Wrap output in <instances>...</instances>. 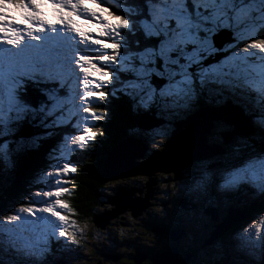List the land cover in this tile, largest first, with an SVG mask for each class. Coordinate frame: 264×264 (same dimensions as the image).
<instances>
[{"label":"snow or ice","instance_id":"1","mask_svg":"<svg viewBox=\"0 0 264 264\" xmlns=\"http://www.w3.org/2000/svg\"><path fill=\"white\" fill-rule=\"evenodd\" d=\"M91 3L0 0V187L15 179L25 156L60 136L33 181L41 187L0 211V264L86 259L73 255L86 246L87 226L67 199L80 170L72 156L107 139L113 98L126 97L136 116L159 121L127 130L156 147L176 122L231 102L240 114H213L197 125L194 139L207 154L178 184L164 176L163 194L173 195L171 184L174 207L185 197L219 202L241 193L264 201V0ZM234 240L209 264H264V213ZM125 259L135 264L134 256Z\"/></svg>","mask_w":264,"mask_h":264},{"label":"rangeland","instance_id":"2","mask_svg":"<svg viewBox=\"0 0 264 264\" xmlns=\"http://www.w3.org/2000/svg\"><path fill=\"white\" fill-rule=\"evenodd\" d=\"M88 4H89V7L94 6V5H92L91 1H88ZM48 17L51 18L50 10L48 11ZM80 22L83 23V21H80ZM213 110H215L216 113H218V111H219L218 109H215V108H213ZM204 113H203L202 117L205 116ZM205 119H207V116L204 117V120ZM199 123L200 122L196 118H194L193 122L189 126L184 125V130L180 131V132H182V133L189 132L190 133L192 131V129H195ZM179 136H181V134H177L175 137H179ZM146 139H147L146 142L148 144V145L147 144L146 145L150 146L152 148L151 152H155L156 154L158 152H160L159 150L162 149L163 141L165 139L161 140L160 138H157L156 144L159 145V147H156L155 145L151 144L149 142L150 138H146ZM57 142L58 141H56L55 143L57 144ZM43 149H44V147H43ZM45 149L48 150L49 147L46 146ZM147 149H148V147H147ZM153 149H155V150L152 151ZM30 158L33 160H36V161L40 160V158L37 157V155H35L34 153H30L27 156H25L22 159V161L26 160L28 166H22V164H21V169H22L21 175H23V176L19 179H16L17 178V174H16L15 179H14L15 181H20V179L21 180L24 179L25 174L30 169L29 167H31ZM158 162L164 163L163 161H158ZM42 163H44V169H45L47 167L46 164L48 163L47 158H42ZM193 163L189 162V163H186L185 166L183 165L182 167H180L177 175L178 176L183 175V170L185 171V169H187ZM157 170H161V169H157ZM157 170H155L156 172L153 171V173L155 172L154 174L147 175V179H145V180L136 178L137 176H131L128 178L121 179L124 182L120 183L117 180V178L120 177L119 176V177H115L113 179V181H110L108 183V187L110 189V191L108 193L109 195H113L115 188H117L118 186H120L122 184L129 186L131 189H142L143 190L142 194H145L146 182H150L151 179L154 178L156 181V184H155L156 194H154L155 198L152 199L153 200L152 206L144 212L143 216L141 215L142 213L140 214V220H144V222L143 221L139 222V220L134 221L135 218H133L134 216L129 211H128V213H127V211L122 213L121 217L125 216L121 220L122 223H124L123 225L119 224V222H120L119 218H116L118 223H113L112 225L108 226L106 229H101V228L97 227L95 223H94V225H90L88 222L86 224V226L88 225V227L85 229V234H84V240H85L86 246L82 250L73 254L74 256H84V257H86V259H75L73 261V264H131L129 259L124 258V257H130L129 252H125L122 257H119V258L116 257V254H119L120 250H122V248H125L124 247L125 244L123 243V241L124 240L130 241V242L134 241L135 243H140L143 245L146 244L148 246H150V245L154 246L153 241H159V243H161L162 240H160V239L157 240L155 233L152 231V229L148 228V225L151 224V222H153L154 217L158 215V218H165L166 222H168L172 226H175L176 228H178L180 226H176L174 224V222L170 221L173 219L172 213H174V212L178 213L179 216H183L185 219L187 218L188 220L191 221V224H192V226H187L185 229H180L181 231H184V232L186 231V234L182 238H180L179 240H176L173 238L168 239L169 240L168 245H170V248L171 247L180 248L179 255L181 252L183 257L186 258L187 253H189L191 255L189 257L190 259H193V257H195L193 259V262L195 264L198 261H200L201 263H203L205 261V264H209L208 258L213 256L218 251V248L221 244L224 245V247L227 249L231 248V246L236 241L234 240V235H232L230 238H229V236H226L225 230L228 228H225V230H224L225 232L223 233V235L221 237L215 239L214 241H212L210 243L207 242V240L211 237V233L214 231L217 224H219L223 219V218H214L215 213L218 214V211H221L223 217L227 216L228 212H229V210H227V207L230 206L231 203L228 205H225V207H218L215 204L212 207L211 205H207L204 203L199 205L201 202H197L196 204L194 203L195 205L191 204L190 205L191 208L189 210L181 209V207L178 206L177 203L174 207L173 204L170 203V201L175 199L176 193L171 188V184H169V187L167 190L172 191L173 195L171 197L164 196L163 193H164L165 189H164L163 183H162V179H163L164 175L165 174H169V175L171 174L172 175V171L167 172V171H157ZM41 172H42V169H40L38 172L34 173L33 176H31V174L29 173L26 175V179L29 178V176H31L30 177L31 179H35V177L38 176ZM116 175H118V174H116ZM144 176L145 175H142L140 177H144ZM178 176H176V175L171 176V177L169 176V178L171 179V181H173L172 183L178 184L179 183ZM39 187H41V185L35 186L33 189H31V192H33L34 190H37ZM31 192L27 191V194L25 193V195H22L21 198L25 199ZM134 195L140 196L138 191ZM108 196H107V198H108ZM237 198H238V195H237ZM251 199L252 198L250 196L245 195L242 202L245 203L246 201L248 202ZM106 201H107V199H106ZM182 202L185 204L184 206H186V203L184 201H182ZM243 205L244 204H242L241 206H236L234 204V207L231 208V210L240 209L242 215H244V216L246 214H250L251 210L248 207L243 206ZM106 207H108V206L106 205ZM10 208H11V206H9L7 208L5 207L4 209H10ZM161 209H163L164 211L162 212ZM165 212L167 213L166 216H165ZM94 218L96 220V216ZM87 221H89V220H87ZM236 225H240V224H236ZM81 226H83V225H81ZM232 227H233V225L231 226V228ZM231 228H229V230ZM156 229H160V227H156ZM162 230H166V229H162ZM169 231H171V230H169ZM88 232H89V235L91 234L90 236L88 235ZM121 232L124 233L123 236H121ZM109 233H112L111 237H109V235H108ZM161 236L163 238H165V235H161ZM191 238L193 241L201 240L202 241L201 247L195 245L194 242L191 240ZM221 238H223V239L221 240ZM181 239L186 244H194L195 245L194 251H196V249L198 248L199 253L196 254V256H195L188 249L189 245H187V247L181 246V242H180ZM136 240H140V241H136ZM117 241H118V244H116ZM109 245H111V247ZM132 245H130V247ZM89 249L91 250L90 252H89ZM93 249H95V250H93ZM127 249H128V251L133 250L132 248H127ZM140 251L141 252H139L138 255H146V253H147V256H148L147 251H144L143 249H140ZM102 253H105L107 255L106 259L103 258ZM55 259L57 260V263L60 261L62 264H67L66 256L64 259H62V258L58 259V257H55ZM121 259H124V260L121 261ZM146 260H147V258H146ZM146 260H144L143 264L145 262H147ZM52 264H55L54 260H52ZM146 264H151V263L148 262Z\"/></svg>","mask_w":264,"mask_h":264},{"label":"trees","instance_id":"3","mask_svg":"<svg viewBox=\"0 0 264 264\" xmlns=\"http://www.w3.org/2000/svg\"><path fill=\"white\" fill-rule=\"evenodd\" d=\"M110 102L113 104V106L108 105V107L111 109V113H110L108 122L104 125L105 130L108 133V136H107L108 139L106 140L104 138H101L100 145L98 144L95 151L87 152V153H80L79 158L77 159L72 158L73 160H77L76 162L79 164L80 170L78 171V173H75L72 176V179L75 181L72 187H74L76 191L74 192L72 196L67 197V199L72 204L73 208L76 209L78 213V216L76 217V219L83 226L89 222L90 225H94L95 223L96 226L99 227L97 225L96 220L94 219V216L98 214L100 210L106 208L105 200L107 196L109 195L108 193L110 191V189L108 188L109 182H106V183L101 182V177H102V174L104 173V160L107 159L108 154L112 152L115 146L118 145L120 141H122L128 136L127 130L131 126V124L137 125V122L142 118L134 114L132 110V102L128 98L126 97H121L119 99L113 98L110 100ZM58 138L60 139L59 135L55 136L53 138V141H56V140L58 141ZM142 140L143 142L147 141L146 138ZM48 151L49 150H47V152ZM47 152L44 153V150L42 148L38 152L34 153L35 155H37V157L40 158V160L36 161L30 158L31 162L33 163L32 170L28 171L25 174L24 179L22 180L20 179V181L13 180L11 183H6L3 187H0V211L7 210V209H4L5 207L7 208L9 206H17L19 203L24 202V199L21 198V196L25 195V193L27 194V191L31 192V189H33L35 186H40L37 183H33L34 179H31L30 177L33 176V174L36 173L39 169H44V163H42V158H47ZM149 154L150 153H147L145 156L149 157ZM143 159L144 158L141 157V160ZM46 165L48 166V163ZM183 172L185 171L183 170ZM29 173L31 174V176H29V178L26 179V175ZM139 177L140 176L136 178H139ZM122 185L129 188V186L125 184H122ZM230 200L231 199L229 198V200L227 201H223V200L219 202L213 201V203L218 207L221 206L222 204L223 206H225L226 204L230 202ZM242 204H244L243 206L248 207L251 210V213L248 214L239 223V224L242 223L241 226L236 225V226H233L230 230H227L226 236H229V232L236 231L237 229H240L243 225L247 224L244 222L253 221L255 218L259 217L262 213H264V201L260 199L251 200L250 202L246 201L245 203L242 202ZM242 204H240L239 206H241ZM172 218L173 219L170 221L174 222L176 226H180L182 229H185L187 226H192L191 222L187 218L185 219L183 216H179L178 213H175V212L172 213ZM92 219L94 220L92 221ZM138 220L139 222L143 221V220H140V218H137L134 221H138ZM153 222H151L152 229L155 227L154 224H157L159 227H163L166 229H177L175 226H172L168 222H165L163 218H157L155 220L153 219ZM113 223H118L117 219L111 221L109 225H112ZM119 223H122V222H119ZM88 235H89V232H88ZM222 239L223 238H221V240ZM140 240H136V241H140ZM124 241H123V243L125 244L124 247H126V245H128L129 243H125ZM201 242H202L201 240L196 241L195 245L201 247ZM131 243L133 245H136V247L140 246L139 245L140 243H135L134 241H132ZM116 244H118V241ZM160 245L161 244L158 242L154 246H152V248H158L160 247ZM195 245L191 244L188 249L193 253V255L196 256V254L199 253V249L197 248L196 251H194ZM122 250H124V248H122ZM137 251L139 250L134 249L133 252L137 253ZM161 251L162 250H157L154 252H161ZM119 254H120V257L124 255L123 253H119ZM61 255H60V258H63V254ZM56 257H59V256H56ZM54 258L55 257H52L51 259H54ZM194 258L195 257H193V259ZM193 259L190 261V264L192 263L195 264L193 262ZM123 260L124 259H121V261ZM148 261L152 263L151 259H148ZM196 264H203V263L198 261Z\"/></svg>","mask_w":264,"mask_h":264},{"label":"water","instance_id":"4","mask_svg":"<svg viewBox=\"0 0 264 264\" xmlns=\"http://www.w3.org/2000/svg\"><path fill=\"white\" fill-rule=\"evenodd\" d=\"M203 113L205 114V116H207V118L213 114H222L224 116L232 117L239 115L240 110L235 107H229L228 105L224 106L223 109H219L218 113H216L213 108L204 107L188 120L179 123L177 125V128L174 130L172 137L168 140L166 149L161 153H158L156 157L158 161H163L164 163L170 164L171 167H166V169H175V172L178 174L180 167H182L183 165L185 166V164L189 162L193 163L194 161H197L207 154L208 150L206 149V147L201 143H197L194 139L193 135L195 129H192L190 133L180 132L184 130V125L189 126L193 122L194 118H196L199 122L203 121L205 117H202ZM177 134H181V136L175 137ZM131 141H134V139H130L125 145L115 150L112 153L111 157L104 161L105 171L102 175V181L113 179V174L120 175L121 173H123V177L153 174L143 168L144 164L138 160V156L141 155V153H138L136 144H131ZM21 164L22 166H28L26 160L22 161ZM154 164H158V166H160L162 163L153 162L148 167L150 169L154 168V170H156V165ZM159 168L164 169V167ZM21 170L22 169L20 166L17 172L16 179H19L23 176L21 175ZM137 191L139 192L140 196L134 195ZM142 192V189L120 187L116 191V193L112 197H110V200L107 201L112 205V207L103 210L102 212L95 215L96 221L99 224L98 226L104 229L109 225L111 221L116 220V218L123 219L121 215L125 211H129L134 217L140 216L141 213L143 214L144 209L147 208L150 204V197L152 196L151 185L149 184L148 190H146L145 194H142ZM179 203L183 207H186L184 206L185 204L182 201H179ZM245 217L246 215H242L240 211L230 210L228 212V215L223 217L222 221L217 224L216 228L211 234V238H209L207 242L210 243L213 239L222 236L226 230L231 228L232 225L239 223ZM214 218H219V215L215 213ZM225 228L228 229L225 230ZM216 230L218 232L217 235L215 234ZM154 231L161 230L154 228ZM163 233L165 234V236L167 235L169 239L173 238L176 240H179L185 235V232L181 230H171ZM179 250L180 248H170V245H168L161 252H156L154 254V262L151 264H185L191 255L187 253L185 258L183 257V255H179ZM134 257L135 264H143L144 260H146L147 258V253L146 255H136ZM54 263L62 264L60 261L57 263V260L54 261Z\"/></svg>","mask_w":264,"mask_h":264},{"label":"clouds","instance_id":"5","mask_svg":"<svg viewBox=\"0 0 264 264\" xmlns=\"http://www.w3.org/2000/svg\"><path fill=\"white\" fill-rule=\"evenodd\" d=\"M229 105V107H235L234 105H232L231 104V102H229V104H227L226 106H228ZM205 107H207V106H205ZM209 108H213V107H211L210 105H209ZM236 108V107H235ZM144 118H149L150 119V123L149 124H146V125H144V126H142V125H140L139 123L141 122L140 120L137 122V125H139V126H141V127H145V128H147V127H153V126H155V125H157L158 123H159V121H157V120H155L153 117H151V116H145ZM184 121H186V120H184ZM181 122H183V121H178V122H176L175 123V125H174V130L177 128V125L179 124V123H181ZM131 126H134V124H131ZM174 132V131H173ZM173 132H172V134H171V137H172V135H173ZM130 139H132V138H129L128 136L125 138V139H123L122 141H120V143L118 144V145H116L115 146V148L112 150V152L110 153V154H108V156H107V159L112 155V153L115 151V150H117L118 148H120L121 146H123V145H125ZM136 140V141H135ZM168 140L169 139H165L164 141H163V145H162V151H164L165 149H166V145H167V143H168ZM50 141V143H48V142H45V144H44V153H46L47 152V150L45 149V147L46 146H48V145H50L51 143H55L54 141H53V139H51V140H49ZM135 141V142H134ZM134 141H131V144H133V143H135L136 144V147H137V150H138V153H141V155H139L138 156V160L141 162V163H143L144 164V169L145 170H147V171H149L150 173H153V171H155L154 170V168H152V169H150L148 166L149 165H151L153 162H158V160L156 159V157H157V154L158 153H161L162 151L161 150H159L160 152H158L157 154L155 153V152H151V147L150 146H147L148 144H147V142H143V140L142 139H134ZM48 143V144H47ZM147 144V145H146ZM99 145H100V143H99ZM147 147H148V149H147ZM51 148H49L48 150H50ZM150 149V150H149ZM155 149H153L152 151H154ZM147 153H150L149 154V157H146L145 155L147 154ZM154 153V154H153ZM141 157H143L144 159L143 160H141ZM75 161H77V160H75ZM105 161V160H104ZM154 165H156L155 166V168H156V170L157 169H160L159 167H164V169H166V167L167 168H170L171 166H170V164L169 163H162L160 166H158V164H154ZM173 171H172V174H174V175H176V176H178L177 175V173L175 172V169H172ZM104 171H105V166H104ZM158 171V170H157ZM159 171H161V170H159ZM123 173H121L120 175H114L113 174V176H114V178L115 177H119V178H122L123 177V175H122ZM183 174H184V172H183ZM103 175V174H102ZM112 175V174H111ZM122 175V176H121ZM139 176H141V175H139ZM138 177V176H137ZM102 178L103 177H101V182H103V183H106V182H110V181H113V179H110V180H107V181H102ZM73 186V185H72ZM120 187H124V188H128V187H125L124 185H122V186H118L117 188H115V191H114V194L116 193V191L120 188ZM109 188V187H108ZM130 188V187H129ZM131 189V188H130ZM241 195V197H244L246 194H244V193H241L240 194ZM137 196V195H136ZM107 199V201L108 200H110V195L108 196V198H106ZM258 199V198H257ZM257 199H251V200H257ZM185 201V203H186V207H183L182 205H180V203H179V201H177V204H178V206H180L181 207V209H187V210H189L190 208V205L192 204V205H195L197 202H201L202 200H198V199H194V198H189V197H185V198H183V199H181L180 201ZM251 200H249V202L251 201ZM106 201V200H105ZM107 201H106V203H107ZM167 202V201H166ZM195 203V204H194ZM231 203V208H233V206H232V201L230 200V202L228 203V204H230ZM204 204H207V205H211L212 207H213V205H214V203L213 202H209V201H206L205 200V202H204ZM228 204H226V205H228ZM11 207H13V206H11ZM105 207H106V204H105ZM104 207V208H105ZM219 207H225V206H223V204L221 205V206H219ZM107 208H105V209H102V210H100L98 213H100V212H102L103 210H106ZM235 210H237V211H240L241 212V210L240 209H235ZM144 214V213H143ZM143 214H142V216H143ZM218 215H219V218H223V215H222V213H221V211L220 212H218ZM141 216V217H142ZM244 219V218H243ZM242 219V220H243ZM122 219H120V222H122L121 221ZM241 220V221H242ZM164 221H165V219H164ZM190 221V220H189ZM240 221V222H241ZM166 222V221H165ZM191 222V221H190ZM239 222V223H240ZM154 223V222H153ZM239 223H237V224H239ZM244 223H248L247 221L246 222H244ZM119 224H122V223H119ZM242 224V223H241ZM240 224V225H241ZM248 224H250V223H248ZM118 225V224H117ZM123 225V224H122ZM151 225V224H150ZM155 225V227L154 228H156V227H159L157 224H154ZM108 226H110V225H108ZM107 226V227H108ZM233 226H236V224H234ZM106 227V228H107ZM243 227H244V225L240 228V229H238V230H236V231H240L241 229H243ZM100 228V227H99ZM106 228H104V229H106ZM154 228L152 229V231L155 233V235H156V238H157V236L158 235H165L163 232H167V231H169V230H180V229H182V228H180V227H178L177 229H166V228H163V227H160V229L159 230H161V231H154ZM102 229V228H101ZM162 229H166V230H162ZM229 230V229H228ZM226 232H227V230H226ZM212 234V233H211ZM166 237H167V235H166ZM221 237V236H220ZM211 238V237H210ZM219 238V237H218ZM215 239H217V238H215ZM215 239H213L212 241H214ZM158 240V239H157ZM211 241V242H212ZM92 242V241H91ZM140 251V250H139ZM156 252H152V254L154 255ZM62 256V255H61ZM60 258V256L58 257V259ZM65 258V256L63 255V258L62 259H64ZM52 260H54V261H56V259L54 258V259H52ZM192 259H188V261L185 263V264H190V261H191ZM193 264V263H192ZM203 264H205V261L203 262Z\"/></svg>","mask_w":264,"mask_h":264},{"label":"flooded vegetation","instance_id":"6","mask_svg":"<svg viewBox=\"0 0 264 264\" xmlns=\"http://www.w3.org/2000/svg\"><path fill=\"white\" fill-rule=\"evenodd\" d=\"M164 175V174H163ZM164 176H174L173 174L171 175H169V174H165ZM171 182H173V181H171ZM156 194V193H155ZM154 198H155V196H154ZM201 202H203V200L201 201ZM202 203H200L199 205H201ZM189 208H191V207H189ZM163 219H165V218H163ZM131 224V223H130ZM148 228L149 229H151V225H148ZM186 232V231H185ZM229 234H230V232H229ZM158 238L157 239H160V238H162V239H160V240H162V242L160 243L161 245H160V247H158V248H152V245H150L149 247H145L143 244H139L140 246H137L136 247V245H132V243L130 242L128 245H126V247L127 248H132L133 250L132 251H127V252H129V253H131L129 256L130 257H132V256H135L139 251H137V253H135V252H133L134 251V249H138V250H140V249H143L144 251H147V252H149L150 253V255L147 257V262H145L144 264H146V263H148V262H150V261H148V259H151V257H152V252L153 251H157V250H163L166 246H168V243H169V238L168 237H166L165 236V238H163L161 235H158L157 236ZM191 240H192V238H191ZM193 241V240H192ZM154 243L155 242H157V241H153ZM180 242H181V246H186L187 247V245H191V244H186L184 241H182V239L180 240ZM194 242V241H193ZM196 243V241L194 242V244ZM130 245H132V247H130ZM116 247V246H115ZM152 250V251H151ZM91 250L89 249V252H90ZM120 253H125V251L124 250H120ZM180 255L182 256V253H180ZM102 256H103V258H105L106 259V257H107V255L105 254V253H102ZM116 257L117 258H119L120 257V254H116ZM130 263H132L131 262V260H130Z\"/></svg>","mask_w":264,"mask_h":264},{"label":"bare ground","instance_id":"7","mask_svg":"<svg viewBox=\"0 0 264 264\" xmlns=\"http://www.w3.org/2000/svg\"><path fill=\"white\" fill-rule=\"evenodd\" d=\"M158 171H159V170H158ZM155 172H156V171H155ZM155 172H154V173H155ZM154 173H153V174H154ZM144 175L147 176L148 174H144ZM151 175H152V174H151ZM128 177H131V176H124V177H122V178H120V179H124V178H128ZM149 184L151 185V188H152V196L150 197V204L148 205L147 208L144 209V212H145L148 208H150V207L152 206V203H153V200H152V199L154 198V194L156 193V192H155V184H156L155 179L152 178L150 182H146V190H148V186H149ZM113 195H114V194H113ZM113 195H110V197H112ZM204 202H205V200H204L203 202H201V203L203 204ZM106 205L108 206V207H106L107 209L112 207V205H111L110 203H108V202L106 203ZM227 210H229V211L231 210V205L227 207ZM127 213H128V212H127ZM143 215H144V214H143ZM247 215H248V214H246V216H247ZM121 216H122V215H121ZM124 217H125V216H123V218H124ZM133 218L137 219V218H140V216H135V217H133ZM157 218H158V215L154 217V220L157 219ZM93 220H94V219H92V221H93ZM143 221H144V220H143ZM96 222H97V221H96ZM97 225H99L98 222H97ZM248 225H249V224L244 225L243 228L247 227ZM236 232H237V231H231L230 234H229V238H230L232 235H235ZM217 233H218V232H217V230H216V233H215V234L217 235ZM124 242H125V243H130V241H127V240H125ZM158 242H159V241H157V242H155V243L153 242V244L155 245V244L158 243ZM144 246H145V247H149V246L146 245V244H145ZM131 247H132V246H131ZM138 253H139V252H138ZM138 253H137L136 255H138ZM136 255H135V256H136ZM149 255H150V253L148 254V256H149ZM148 256H147V257H148ZM153 256H154V255L152 254V257H151L152 263L154 262V260H153Z\"/></svg>","mask_w":264,"mask_h":264}]
</instances>
